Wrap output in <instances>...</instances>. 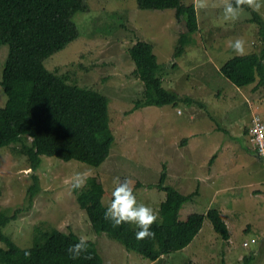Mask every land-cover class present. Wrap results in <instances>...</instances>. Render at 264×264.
I'll list each match as a JSON object with an SVG mask.
<instances>
[{
	"label": "rangeland",
	"instance_id": "obj_1",
	"mask_svg": "<svg viewBox=\"0 0 264 264\" xmlns=\"http://www.w3.org/2000/svg\"><path fill=\"white\" fill-rule=\"evenodd\" d=\"M136 2L86 0L87 9L74 16L81 35L45 61L46 68L68 84L109 98L115 136L110 156L98 167L42 156L41 167L34 172L20 144L0 149V212L16 214L3 232L21 248L33 245L37 228L86 237L104 264H264V158L258 156L249 129L255 117L264 119V85L238 87L220 70L238 55L230 46L237 37L246 41L244 55L261 50L264 0H256L259 11L244 7L235 20H225V0H200L205 9L198 8L196 0H184L196 6L199 29L188 35L185 51L177 59L175 10H142ZM140 40L152 43L158 62L166 66L165 88L183 98L190 95L194 103L137 107L144 83L134 74L129 49ZM8 53V45H0V80ZM7 101L0 85V107ZM76 173L103 183L106 207L116 177L131 180L133 186L141 183L135 189L137 200L159 212L157 221L162 219L160 208L166 199V192L158 187L165 174V186L184 195L196 192L183 204L182 220L217 208L228 221L231 239L225 241L206 218L187 248L157 261L147 259L110 234L93 229L72 187ZM33 175L38 178L34 196ZM198 176L201 183L194 180ZM0 247L6 246L0 241Z\"/></svg>",
	"mask_w": 264,
	"mask_h": 264
},
{
	"label": "trees",
	"instance_id": "obj_2",
	"mask_svg": "<svg viewBox=\"0 0 264 264\" xmlns=\"http://www.w3.org/2000/svg\"><path fill=\"white\" fill-rule=\"evenodd\" d=\"M136 3L142 10H175L179 38L174 58H179L189 42L188 35L199 29L195 5H186L184 0H137ZM86 9V0H0V45L9 47L0 80L8 96L6 105L0 107V149L20 144L34 172L41 167L42 156L98 167L110 156L115 141L109 98L98 91L68 84L45 66L49 57L81 35L74 16ZM258 17L254 13L253 20L259 21ZM259 31L262 41L259 52L234 56L220 69L238 87L264 85V24ZM129 55L136 65L134 74L144 83L143 99L137 107L194 103L192 97L183 98L165 88L167 70L158 62L152 43L145 40L134 43ZM165 177L163 174L158 185L166 192L160 208L162 219L151 226L155 237L143 240L136 239L139 229L132 223L113 227L104 218L107 207L102 199L106 191L98 178H89L83 188L74 191L97 233L110 234L127 249L152 261L187 248L202 230L206 218L225 241L231 239L217 208L209 209L206 214L191 213L182 220V206L196 192L184 195L175 187L165 186ZM33 178L32 196L38 190V178L35 175ZM141 185L134 184V191ZM14 219L16 214H10L9 210L0 212V241L6 246L0 247V264H104L92 241H87L86 252L72 259L68 248L78 243L80 237L58 229L37 228L33 245L21 248L3 232ZM26 251L30 256L25 257Z\"/></svg>",
	"mask_w": 264,
	"mask_h": 264
},
{
	"label": "clouds",
	"instance_id": "obj_3",
	"mask_svg": "<svg viewBox=\"0 0 264 264\" xmlns=\"http://www.w3.org/2000/svg\"><path fill=\"white\" fill-rule=\"evenodd\" d=\"M196 5L198 8L205 9V5L201 4L200 0H196ZM244 5H247L249 8H252L254 11H259V9L261 8V5L256 3V0H235V7H233L232 0H225V3L223 4V15L225 20L238 19L244 9ZM216 6L217 5L215 4L212 5V7ZM245 43L246 41L242 37H237L234 41L230 43V46L238 55H244ZM250 127L251 125L249 126V129ZM261 138L264 139V136H262ZM259 157L263 158L261 156ZM86 180V173H76L73 177L72 187L75 189L83 188L86 183ZM113 183L115 184L114 190L111 194L113 199L107 206V209L104 213V218L106 220H110L113 224V227H119L124 223L135 224L139 229L136 232L137 240L154 238L155 232L150 229L151 226L157 222L159 212L157 210H154L151 206L144 204L143 202H138L137 196L134 191L133 182L131 180L125 179L121 181L119 177H116ZM253 240L254 239H252V241ZM256 241L257 240H255V242ZM86 251V237H81L78 243L71 245L68 248V252L71 255L72 259L79 258L81 253ZM28 256H30V252L26 251L25 257ZM86 258L90 259L91 257Z\"/></svg>",
	"mask_w": 264,
	"mask_h": 264
},
{
	"label": "built area",
	"instance_id": "obj_4",
	"mask_svg": "<svg viewBox=\"0 0 264 264\" xmlns=\"http://www.w3.org/2000/svg\"><path fill=\"white\" fill-rule=\"evenodd\" d=\"M250 136L251 141L257 149L259 156L264 158V139L261 137L264 136V119L260 117H255L251 122L250 127ZM255 242V240H253ZM249 243L245 242L244 246H248Z\"/></svg>",
	"mask_w": 264,
	"mask_h": 264
},
{
	"label": "crops",
	"instance_id": "obj_5",
	"mask_svg": "<svg viewBox=\"0 0 264 264\" xmlns=\"http://www.w3.org/2000/svg\"><path fill=\"white\" fill-rule=\"evenodd\" d=\"M259 40H260L259 42L262 44V41H261L260 38H259ZM252 44L254 45L253 42H252ZM226 62H227V61H226ZM226 62H225V63H226ZM225 63H224V64H225ZM224 64H223V65H224ZM223 65H222V66H223ZM222 66L220 65V67H222ZM220 69H221V68H220ZM255 86H256V85H255ZM254 89H255V87H254ZM188 96H190V95H188ZM193 137H195V135L192 136V138H193ZM219 160H220V159H219ZM221 161H222L223 163H225V161H223V160H221ZM203 167H205V166H201V167H199V168L201 169V168H203ZM183 175H184V174H183ZM212 175H213V174H212ZM185 180L188 181V179H185ZM194 180H198L199 183H201V182H200V176H198V177H194ZM208 180H209V179H208ZM204 183H207V180H205ZM227 216H228V215H227ZM223 219H224V218H223ZM226 219H228V217H226ZM224 220H225V219H224ZM225 222H226V224H227V226H228V229H229V231H230V233H231V229H230V227H229V224L227 223L228 221L225 220Z\"/></svg>",
	"mask_w": 264,
	"mask_h": 264
}]
</instances>
